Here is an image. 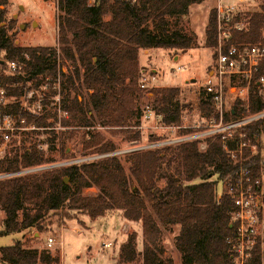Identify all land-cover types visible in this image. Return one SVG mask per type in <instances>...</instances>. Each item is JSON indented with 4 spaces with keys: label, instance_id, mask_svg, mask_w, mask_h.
<instances>
[{
    "label": "trees",
    "instance_id": "trees-1",
    "mask_svg": "<svg viewBox=\"0 0 264 264\" xmlns=\"http://www.w3.org/2000/svg\"><path fill=\"white\" fill-rule=\"evenodd\" d=\"M205 0H57L62 13L58 22L56 48L21 47L14 43L11 30L14 21H7L8 0H0V85L8 96L22 97L28 83L42 78L55 83L61 77L62 111L68 113L64 126L123 128L138 125L142 110L139 105L144 91L139 86L142 76L139 50L164 48L185 52L196 46L191 28L179 26L188 21L190 6ZM238 19L246 27L235 31L232 41L254 42L264 31V3L259 11L242 12ZM175 23V26L172 25ZM206 45H217V18L213 9L206 26ZM26 55L28 58H26ZM59 60H69L71 73L59 68ZM7 62H16L17 70L6 75ZM22 63V71L19 64ZM264 67L254 75L257 80ZM38 82V81H37ZM38 85V83H37ZM65 89V91H64ZM71 90L75 95L71 96ZM152 110L167 126L180 125L184 103L179 87H153ZM146 95V94H145ZM81 96V99L79 97ZM70 98V99H69ZM199 108L208 117H217L212 95L204 89L199 94ZM31 116L14 102L6 108L37 128L53 127L57 114L45 108ZM249 109L252 114L264 111V97L256 81L251 84ZM244 107L237 101L224 115L226 123L241 120ZM51 121V122H50ZM126 139L140 140L141 131L125 129ZM50 141L57 139L51 130ZM84 149L94 154L116 150L115 144L100 133L86 132ZM264 116L245 123L237 136L221 140L207 139L201 150L198 140H187L176 146H156L131 153L129 173L117 155L85 160L40 173L11 175L21 170L51 162L36 144L27 148L13 146L0 156V209L5 218L0 236L20 233L37 227L50 212L64 211L69 219L80 214L92 219L118 210L129 222L141 223L143 249H136L137 233L128 235L121 247L124 264H172L160 246L161 227L179 226L175 244L182 264H231L234 234V203L225 193L217 198L219 181L234 180L240 162L235 163L224 149H240L250 142L255 153L242 146L238 158L250 170V176L261 179ZM216 179L213 180V177ZM65 178L69 182H65ZM158 179H164L160 186ZM96 187L95 194L86 193ZM22 218L19 219V213ZM264 237H258L247 264H263ZM3 264H53L56 258L37 248H25L20 241L0 249Z\"/></svg>",
    "mask_w": 264,
    "mask_h": 264
},
{
    "label": "rangeland",
    "instance_id": "rangeland-1",
    "mask_svg": "<svg viewBox=\"0 0 264 264\" xmlns=\"http://www.w3.org/2000/svg\"><path fill=\"white\" fill-rule=\"evenodd\" d=\"M217 2L218 0H205L202 3L194 4L189 11L188 21L185 20V22L181 21L179 23V26L183 25L186 29L191 28L190 19L196 23L194 33L197 44L195 47L185 52L152 48L153 50L148 54L145 52L140 53V63L145 65L142 67L139 63L141 72L144 68V72L150 71L153 75H156L154 87H179L182 91L180 99L185 107L180 125H164L161 116L155 111H153L151 118L146 119L143 114L147 106L152 108V99H150L152 94L148 93L147 89H143L146 91V95L144 94V98L139 103L142 115L138 121H133L139 122L138 125L123 128V130L118 127L101 126L100 124L82 128L64 126L62 122L68 118V113L62 111V99L67 91L64 89L65 92H63L60 85V75H58L59 80L56 79L55 83H50L52 79L49 78L44 81L42 78H38V82L34 81L27 84L22 97L8 96V103L10 105L17 102L21 111L31 116H38L37 111L39 113L43 110V102L47 110L57 114V123L53 127L40 128H37L34 124L27 125L25 123V127L16 130L10 140H5L3 133L0 131V156L8 154L13 146L27 148L32 144H36L38 150L44 153L51 162L28 169V171L21 170L11 173V175L40 173L44 170L62 168L72 163L96 160L109 155H117L122 160L126 172L129 173L131 153L141 149H149L154 145L176 146L182 143L178 141L179 139L191 138L188 140H198L200 149L204 150L207 147V139L221 136V140H223L222 136L225 135H228L229 139H233L237 136L244 124L231 129L224 128L223 126L233 122L226 123L224 118L221 122L219 118L214 116L217 126L213 127L208 123V120L213 117H206L199 108L198 97L203 90L202 84L209 78L213 69L216 52V46L208 47L206 45L205 20L206 15L209 19L210 13ZM238 3L244 11H259L264 0H238ZM4 8L6 9L7 21H14L11 36L16 45L21 47L59 48L58 22L62 13L58 9L57 0H8ZM173 26H175V23ZM180 55L182 57L178 59ZM176 57L177 59H175ZM26 58H28L27 55ZM18 64L20 66L19 71H22L24 65L22 66L20 62ZM58 65L61 71L66 74L71 73L73 70L69 60H59ZM152 69L156 71L152 72ZM74 95L75 91L71 90V96ZM79 99H81V96ZM40 101L41 109L37 110V104ZM237 101L242 102L244 107L241 119L254 115L250 110L248 112L245 109V106L249 105V100L235 95H230L227 102L228 109L232 108ZM22 102H25L27 107L22 106ZM34 110L37 111L32 112ZM125 129L141 131V139L127 140ZM51 130L57 131V139L54 142L50 141ZM86 132L100 133L115 144L116 150L110 153L92 155L94 153L86 151L82 144L83 138H89ZM39 144L43 146L42 150L39 149ZM243 146L251 149L252 153L257 150V147L250 142L244 143ZM262 155V177L259 180L264 182V137ZM6 176L8 175H0V178ZM215 179L216 176L213 177V180ZM68 182L69 179L67 178L66 183ZM157 182L160 186L165 184L164 179H158ZM224 182L219 181L216 186L218 200H221L226 193ZM85 192L95 194L97 188L91 187ZM63 210L50 212L42 221V229L34 227L17 234L0 236V249L3 246H9L16 241H20L25 248L44 250L45 254L55 257L56 262L53 264H124L120 261L121 247L126 242L128 235L136 232V249L139 254L142 252L141 223L127 221L121 211L114 210L96 219H92L85 214L69 219L64 215L67 210ZM261 216L264 223V211ZM4 218L5 212L0 209V228H2ZM21 218L22 212L20 211L19 219ZM178 233L179 226L177 225L161 227L160 246L164 251L165 258L170 259L172 264H182L181 254L175 244ZM259 237H264V225L260 230ZM48 238L55 239V244L52 247L47 245ZM105 244H109V246L106 247ZM0 264L3 263L0 261ZM131 264L140 263L134 262Z\"/></svg>",
    "mask_w": 264,
    "mask_h": 264
},
{
    "label": "built area",
    "instance_id": "built-area-1",
    "mask_svg": "<svg viewBox=\"0 0 264 264\" xmlns=\"http://www.w3.org/2000/svg\"><path fill=\"white\" fill-rule=\"evenodd\" d=\"M214 9L217 18L216 52L213 69L209 78L202 84V87L212 95L217 118L223 122L224 114L229 110L227 102L230 95L249 100L251 84L256 81L259 93L264 97V73H261L257 80L254 79L255 73L264 67V31L261 32L259 39L254 42H234L232 41L234 32L241 31L246 27L245 22L238 19L239 15L245 11L240 8L238 0H218ZM17 68L16 62H7V67L3 70V73L13 75ZM155 80L156 75L149 71L143 72L139 86L142 89L149 90L154 87ZM8 105L7 92L0 85V131L3 133L5 140L12 139L15 131L24 128L26 125L25 119L19 118L12 112L8 113L5 111ZM21 105L27 107L25 102H22ZM36 109H41V101L38 102ZM245 109L249 112V105H246ZM152 113V108L147 106L143 116L148 119L151 118ZM263 116L264 111L223 127L228 129L235 128ZM215 119L213 117L208 120V123L213 127L217 126ZM222 137L223 142L229 139L228 135ZM188 139L181 138L178 141L184 142ZM243 145L244 143L241 144L240 149H229L224 144V149L231 159L235 163L240 162L237 177L234 180L224 182L226 194L234 203L232 225L234 223L236 225L234 234L229 239L233 252L231 264L248 263L252 249L256 245L260 230L264 225L261 216L264 211V182L257 178H252L250 170L241 161H238V158L241 159L243 155L241 150ZM156 146L154 145V147ZM151 147L154 148L153 146ZM39 149H43L40 144ZM54 244L55 239L48 238L47 245L52 247ZM105 246L108 247L109 244H105Z\"/></svg>",
    "mask_w": 264,
    "mask_h": 264
},
{
    "label": "crops",
    "instance_id": "crops-1",
    "mask_svg": "<svg viewBox=\"0 0 264 264\" xmlns=\"http://www.w3.org/2000/svg\"><path fill=\"white\" fill-rule=\"evenodd\" d=\"M192 6H194V4L193 5H191L190 6V9L192 8ZM190 11V10H189ZM208 21H209V19H208V15H206V20H205V24H206V26H207V24H208ZM190 24H191V30L192 31H194L195 30V26H196V23H194L193 21H191V19H190ZM153 49H140L139 50V63H140V53L141 52H145L146 54H148L150 51H152ZM182 56L180 55V56H178V59H180ZM175 59H177V57L175 58ZM140 65L143 67V66H145V65H142L141 63H140ZM145 70H144V68H142V72H144ZM152 72H154V71H156L155 69H152L151 70ZM150 72V71H149Z\"/></svg>",
    "mask_w": 264,
    "mask_h": 264
},
{
    "label": "water",
    "instance_id": "water-1",
    "mask_svg": "<svg viewBox=\"0 0 264 264\" xmlns=\"http://www.w3.org/2000/svg\"><path fill=\"white\" fill-rule=\"evenodd\" d=\"M67 178H65V182H66ZM232 227V224L230 225Z\"/></svg>",
    "mask_w": 264,
    "mask_h": 264
}]
</instances>
